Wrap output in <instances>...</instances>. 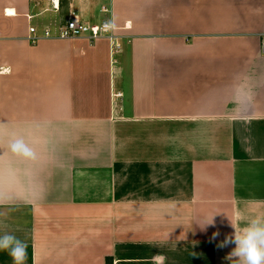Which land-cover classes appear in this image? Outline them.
<instances>
[{"label": "crops", "instance_id": "1", "mask_svg": "<svg viewBox=\"0 0 264 264\" xmlns=\"http://www.w3.org/2000/svg\"><path fill=\"white\" fill-rule=\"evenodd\" d=\"M70 13L119 48L60 39ZM262 39L264 0H0V235L26 264H237L229 219L264 215Z\"/></svg>", "mask_w": 264, "mask_h": 264}, {"label": "clouds", "instance_id": "2", "mask_svg": "<svg viewBox=\"0 0 264 264\" xmlns=\"http://www.w3.org/2000/svg\"><path fill=\"white\" fill-rule=\"evenodd\" d=\"M10 151L21 158H34L33 149L25 142L23 137H13L8 145ZM212 216L201 228L213 224ZM229 219V218H228ZM234 229L232 236L226 237L219 247H226L234 244L235 247L227 259L238 258L237 264H264V215H256L248 219L237 213L229 219ZM244 222L243 227H237ZM218 235L214 233L213 237ZM28 245L25 241L13 234L5 233L0 235V252H7L11 257L12 264H26Z\"/></svg>", "mask_w": 264, "mask_h": 264}, {"label": "built area", "instance_id": "3", "mask_svg": "<svg viewBox=\"0 0 264 264\" xmlns=\"http://www.w3.org/2000/svg\"><path fill=\"white\" fill-rule=\"evenodd\" d=\"M100 1L103 3L107 2V0H100ZM53 6L55 5L53 4ZM55 7L57 8V5ZM100 11L106 14L109 12V8L105 4L102 5ZM114 29L115 28L110 23H104L101 25H91V26L85 25L83 23H80L78 19L73 14L70 13L68 15L67 22L65 23V25H63L60 28L58 36L62 40H71L82 36H86L91 40H97L103 37L109 39L112 47L117 50L119 48V45L116 42L117 37L114 36L112 33ZM29 32L31 35L29 37V40L31 41L32 44L36 43L38 38L35 37L34 29L30 28ZM44 36L48 37L49 36L48 32L45 31ZM261 52L264 54V39H262L261 42Z\"/></svg>", "mask_w": 264, "mask_h": 264}]
</instances>
